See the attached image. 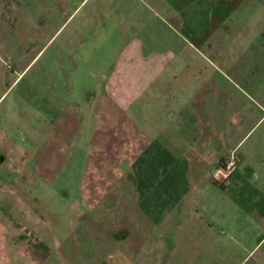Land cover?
<instances>
[{
    "label": "crops",
    "instance_id": "0c3cea01",
    "mask_svg": "<svg viewBox=\"0 0 264 264\" xmlns=\"http://www.w3.org/2000/svg\"><path fill=\"white\" fill-rule=\"evenodd\" d=\"M83 1L71 13L76 11L73 18L88 2L81 6ZM261 2L96 0L77 20L78 29L99 28L105 40L113 37L120 44L114 70L106 78L109 89L112 84L119 89L136 84L132 93L111 90L93 99L107 106L99 114L104 116L102 122L111 123L100 130L99 143L108 149L112 159L107 162L113 164L102 174L86 171L78 185V196L87 202L98 196L100 204L113 195L124 197L115 199L123 205L131 197V207L121 211H130L131 231L119 226L122 236L115 239H130L133 234L132 239L144 240L145 250L125 252L134 264H156L163 256L174 264H213L219 251L243 264H264V24L250 28L244 23L255 14L245 8L256 3L264 12ZM203 3L224 8L204 14ZM204 15L207 24L185 22ZM238 18L243 26H235ZM165 19L196 39L178 64L173 57L177 59L174 52L180 50L173 46H168L165 59L155 60L151 52L160 29L156 20ZM4 56L0 47V240L7 242L6 251H0V264H27L21 253L7 249L27 226L21 190L27 182L26 166L31 162L42 166L41 172L29 170L30 176L50 181L55 171L46 147L52 148L54 141L47 138L43 143L40 133L38 139L27 138L28 125L34 127L31 133L37 132L33 121L43 116L42 95L35 81L29 94L16 78L6 76L14 64ZM139 62L145 68L163 67L166 77L138 79L134 72ZM160 83L163 88L157 86ZM149 85L153 91H139ZM47 100L45 114L57 115V121L58 103L55 106L52 97ZM64 130L75 134L74 121L67 120ZM231 151L236 169L224 184L213 181L210 171ZM155 239L161 241L159 252ZM170 239L180 244L172 260L167 249L173 244ZM38 255L34 253V262Z\"/></svg>",
    "mask_w": 264,
    "mask_h": 264
},
{
    "label": "rangeland",
    "instance_id": "374dc122",
    "mask_svg": "<svg viewBox=\"0 0 264 264\" xmlns=\"http://www.w3.org/2000/svg\"><path fill=\"white\" fill-rule=\"evenodd\" d=\"M81 1L0 0V47L6 60L14 64V68L7 72L6 76L16 78L18 86H25L29 94L33 91L31 84L35 81L37 91L42 95L43 116H38L33 121L37 132L31 133L30 130L34 127L29 124L26 136L27 138L32 136L31 139L34 140L41 134L43 143L47 138L54 141L52 148L46 147L52 155V166L55 171L50 181L46 183L38 175L30 176L29 170L41 172L42 166L39 168L34 162L26 166L27 182L21 190L24 192L23 197L27 205V226L17 232V240L7 249L12 254L21 253L20 259L27 261V264H134L136 261L127 260L125 252L134 249L136 252L141 248L145 250V244L142 245L144 240L132 239L133 234L122 243L115 239L119 235V232L114 234L117 227L123 225L129 232L131 231L130 211L124 210L121 213L125 207L126 209L131 207V197L128 196L126 203L119 205L115 199L122 200L124 197L112 195L99 204L98 196L89 202L78 196L79 180L83 173L90 171L102 174L113 164L107 162L112 159V155L104 144L99 143L100 130L111 123L102 122L104 116L99 114L103 111L102 108L107 106L93 99L98 94L102 96L109 94L111 90L132 93L136 86L124 84L119 89V86L115 87L112 84L110 85L112 89H109L106 78L114 70L113 65L120 44L116 38L114 41L113 37L108 38L110 43H106L108 39L105 40L99 28L91 29L82 25L78 29L77 20L84 16L83 13L88 10L91 3L96 2L88 0L73 18L76 11L71 13ZM86 1L84 0L81 6ZM202 8L204 14L221 13L224 5L211 7L209 3H203ZM245 10L255 12L249 20L244 21L250 28L264 24V12L259 4L251 3ZM68 16L70 18L66 21ZM185 22L204 25L208 20L205 17ZM156 25L160 29H156L158 33L152 39L151 52L154 59L158 60L160 57L165 59L168 46H173L180 50L174 52L177 54V59L173 57L176 64L183 62L186 58L185 53L189 52L186 51L189 49V43L196 40L194 36L189 35L173 20L165 19L164 23L156 20ZM159 32L162 34L159 35ZM137 66L134 74L138 72V79L147 80L150 76H158L156 80L161 81L166 77L163 67L145 68L141 62ZM157 86L163 88L161 83ZM153 90L151 85L139 89L143 92ZM51 97L53 101H57L55 106L57 103L59 106L57 111L60 115L57 121H54L57 115L45 114L47 101L50 103L47 99ZM144 107L150 106L146 104ZM67 120L76 124L75 134L65 132ZM52 122L54 123L51 127ZM44 150L46 149H41L42 153L46 152ZM119 192L121 193V190ZM88 203L96 206L88 209ZM158 240L155 239V252H159L161 247V241ZM196 240L189 239L192 242ZM2 241L0 240L1 252L6 251L7 243L6 239ZM170 241L173 247L168 245L167 249L168 258L172 260L173 254L178 256L180 244L178 239ZM132 243L134 245L131 247ZM181 245L185 248L194 247L193 243ZM223 252L219 251L220 254L213 260V264H243L226 257ZM34 253L39 254L35 262ZM163 258L162 261L160 258L155 263L174 264V261L165 260L166 256ZM246 264H252V261Z\"/></svg>",
    "mask_w": 264,
    "mask_h": 264
},
{
    "label": "built area",
    "instance_id": "2783aa9c",
    "mask_svg": "<svg viewBox=\"0 0 264 264\" xmlns=\"http://www.w3.org/2000/svg\"><path fill=\"white\" fill-rule=\"evenodd\" d=\"M237 167V159L233 151L221 160L211 171L210 177L213 181L224 184L227 182Z\"/></svg>",
    "mask_w": 264,
    "mask_h": 264
},
{
    "label": "flooded vegetation",
    "instance_id": "af4514ba",
    "mask_svg": "<svg viewBox=\"0 0 264 264\" xmlns=\"http://www.w3.org/2000/svg\"><path fill=\"white\" fill-rule=\"evenodd\" d=\"M231 22H232V20H231ZM235 26L236 27H240V26H243V22H242V20L240 19V18H238L237 20H235ZM65 195V194H64ZM121 230V231H120ZM126 230V229H125ZM127 231V230H126ZM119 232V235L118 236H116L115 238H117V237H119V236H122V229H120V228H116L115 229V231H114V234H117ZM116 240H119V241H121L122 240V242L124 241V240H126V239H116Z\"/></svg>",
    "mask_w": 264,
    "mask_h": 264
}]
</instances>
